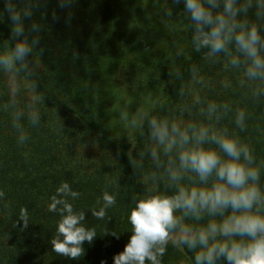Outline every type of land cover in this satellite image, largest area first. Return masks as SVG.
<instances>
[{
  "label": "trees",
  "instance_id": "trees-1",
  "mask_svg": "<svg viewBox=\"0 0 264 264\" xmlns=\"http://www.w3.org/2000/svg\"><path fill=\"white\" fill-rule=\"evenodd\" d=\"M25 3L18 0L17 6ZM168 7L171 20L165 17ZM3 9L0 0V47L5 42L12 47L11 21ZM33 21L40 25V43L28 57L33 75L17 77L16 104L25 112L21 123L28 137L24 143L13 127L9 77L0 69V264H113L131 235L128 214L135 199L201 183L191 171L179 182L171 180L168 161L176 160V150L170 157L163 153L149 135L144 113L227 128L252 151L264 190V81L247 80L242 67L226 68L223 56L210 62L194 52L182 2L73 0L71 7L61 8L59 0H39L32 19L24 21L29 40ZM178 49H183L179 57ZM177 69L181 78L174 75ZM112 84L135 100L158 98L128 139L116 136L109 121ZM209 101L227 103L231 110L221 113L219 122L210 120ZM30 103L41 116L35 126L27 119ZM237 109L245 111L244 130L234 123ZM153 148L159 165L151 156ZM62 182L80 193L70 202L86 212V225L97 232L75 260L55 253L50 242L60 217L48 206ZM105 191L116 202L101 220L92 210L103 206ZM22 207L28 211L26 228L19 220ZM211 219L204 213L187 222L198 227ZM194 254L186 245L170 242L161 264H195Z\"/></svg>",
  "mask_w": 264,
  "mask_h": 264
},
{
  "label": "clouds",
  "instance_id": "clouds-1",
  "mask_svg": "<svg viewBox=\"0 0 264 264\" xmlns=\"http://www.w3.org/2000/svg\"><path fill=\"white\" fill-rule=\"evenodd\" d=\"M59 2L61 8H69L73 0ZM181 2L194 52H202L210 62L223 56L226 68L242 67L247 80L264 81V0H172L177 5ZM17 3L18 0H4L3 11L11 21L15 43L9 47L5 42L0 47V69L9 77L13 127L19 134L18 142L24 143L28 137L21 123L25 112L16 104L17 77L23 75L28 79L33 75L28 57L40 43V25L33 21L28 30L33 38L29 40L24 21L32 19L39 0H26L23 7ZM165 17L171 20V8L166 9ZM182 52L178 49L176 56ZM174 75L182 77L178 69ZM30 87L36 90L33 81ZM230 110L229 104L214 101H209L206 109L208 118L214 117L217 122L221 113ZM245 115L241 109L235 112L234 123L241 130L245 128ZM144 116L150 137L162 146L163 153L170 157L176 150V160L168 161L171 180L179 182L183 173L191 171L201 183L178 185L171 194L151 193L135 199L128 214L131 235L123 250L114 254L113 264H161L170 242L194 250L195 264H218L221 260L227 264H264V190L260 186L261 170L249 146L227 128L195 121L170 122L148 113ZM27 119L33 126L40 123L35 103L27 106ZM151 156L159 165L156 148ZM213 176L215 179L209 184ZM3 195L0 192V197ZM79 196L67 182H62L48 206L60 217L56 235L50 241L52 250L73 260L82 257L83 244H91L97 236L95 228L85 223L86 212L74 209L70 202V198L75 200ZM102 199L103 206L92 210V215L101 220L106 209L116 202L107 191ZM204 213L214 219L198 227L187 222L188 218L200 220ZM19 220L23 228L28 226V211L24 207ZM111 234L117 236L116 232Z\"/></svg>",
  "mask_w": 264,
  "mask_h": 264
},
{
  "label": "rangeland",
  "instance_id": "rangeland-1",
  "mask_svg": "<svg viewBox=\"0 0 264 264\" xmlns=\"http://www.w3.org/2000/svg\"><path fill=\"white\" fill-rule=\"evenodd\" d=\"M113 88L114 85L112 84L109 89L114 90L115 93L114 97L110 99V101L113 102V111H111L109 121L111 122L113 133L116 136L128 139L133 136L139 126L143 113L152 106L158 98L135 100L129 98L126 92Z\"/></svg>",
  "mask_w": 264,
  "mask_h": 264
}]
</instances>
